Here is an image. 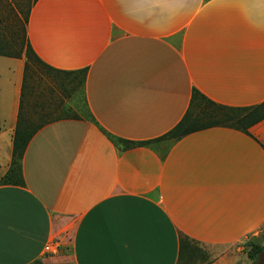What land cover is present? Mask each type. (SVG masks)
<instances>
[{"label": "crops", "instance_id": "1", "mask_svg": "<svg viewBox=\"0 0 264 264\" xmlns=\"http://www.w3.org/2000/svg\"><path fill=\"white\" fill-rule=\"evenodd\" d=\"M26 30L45 65L86 71L90 117L44 126L24 186L0 185V264H249L244 241L264 229V120L162 137L195 90L224 107L264 103V0H37ZM25 67L0 56V180ZM185 238L202 251L184 253Z\"/></svg>", "mask_w": 264, "mask_h": 264}, {"label": "trees", "instance_id": "2", "mask_svg": "<svg viewBox=\"0 0 264 264\" xmlns=\"http://www.w3.org/2000/svg\"><path fill=\"white\" fill-rule=\"evenodd\" d=\"M5 2V13L0 19V22L6 25L5 32L0 31V56L18 58L23 55V49L22 46L19 49V37L14 31L10 30V26L19 27L21 25V13L14 0H5ZM29 15L30 12L24 21L25 26L28 24ZM25 38L28 40L26 29L24 40ZM26 54L35 56L44 66L45 71L37 72L33 70L28 63V59H26L20 113L13 142V158L8 173L0 180L1 186H24L22 160L33 137L44 126L59 120L62 116H77L72 113L69 107L64 106V100L71 98L74 89H80L78 97L85 102L86 71L61 72L48 67L36 56L29 40ZM25 57L27 56L25 55ZM48 80L53 81L54 86ZM39 89L43 91L41 92ZM203 103L205 105H202ZM262 120H264V103L247 108L224 107L213 103L195 90L190 108L183 120L162 138H178L211 128L232 125L247 131ZM162 138L157 141L162 140ZM118 142L124 144L125 148L150 144V142L133 143L124 140ZM189 242L186 238L181 240L184 253L185 249L191 247ZM263 252L264 247L256 246L253 248V253L248 255V258L254 261ZM33 264L41 263L36 262Z\"/></svg>", "mask_w": 264, "mask_h": 264}, {"label": "rangeland", "instance_id": "3", "mask_svg": "<svg viewBox=\"0 0 264 264\" xmlns=\"http://www.w3.org/2000/svg\"><path fill=\"white\" fill-rule=\"evenodd\" d=\"M14 2L16 3V4L15 3L14 4L17 5V8L21 13L20 18H21L22 23H21V25H19V27H14V26L11 27L10 26V28H11L10 30L14 31L18 35L19 41H20L19 42V49L22 46L23 55L27 56L26 59H28V63L30 65V67L33 68V70H35L37 72H44L45 68L40 63V61L37 58H35V56H32V55L28 56L26 54L27 47H28V40H26V38L24 40L25 29H26L24 21L27 18V15L30 12L32 5L35 2V0H14ZM5 3H6L5 0H0V19L3 16V14L5 13V6H4ZM0 23H1L0 24V31L3 30L5 32L6 25L3 24V22H0ZM12 28H15V29H12ZM49 82H50V84H52L54 86L53 81L52 82L49 81ZM79 92H80V89L77 88V89H74L72 94H71L72 96L69 99V101H70L69 105L71 106V111H72V113L76 114L78 118L89 119L90 114L88 112V109L84 105V102L78 97ZM202 105H205V104L203 103ZM56 114H58V113H56ZM189 243L201 250V248L199 246H197L195 243H193V242H189ZM256 246L264 247V229L259 233L258 236L249 238L248 240L244 241V250H243L244 262H248L249 264H264V252L259 254L257 256L256 260H254V261H251L248 258V255L253 253V248ZM199 257H197V258H199Z\"/></svg>", "mask_w": 264, "mask_h": 264}, {"label": "built area", "instance_id": "4", "mask_svg": "<svg viewBox=\"0 0 264 264\" xmlns=\"http://www.w3.org/2000/svg\"><path fill=\"white\" fill-rule=\"evenodd\" d=\"M59 250V245L56 242H52L46 246L45 252L47 254H56Z\"/></svg>", "mask_w": 264, "mask_h": 264}]
</instances>
